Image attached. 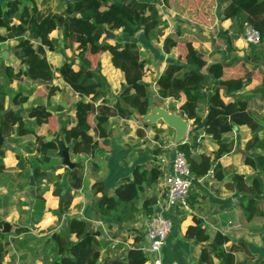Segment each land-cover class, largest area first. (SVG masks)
Wrapping results in <instances>:
<instances>
[{"label":"trees","instance_id":"trees-1","mask_svg":"<svg viewBox=\"0 0 264 264\" xmlns=\"http://www.w3.org/2000/svg\"><path fill=\"white\" fill-rule=\"evenodd\" d=\"M159 3L175 13L188 14L196 24L211 28L208 34H204L199 29L192 31L178 26L163 39V47L176 49L177 55L156 80L154 97L159 101L181 102L183 96L184 101L178 110L184 119L191 121L189 137L198 129L211 136L218 145L212 158L194 155L189 141L177 144L176 149L184 153L194 181L207 174L221 180L218 161L231 151V146L222 142V136L232 132L234 126L248 128L250 139L245 152H253L255 159L245 155L244 163L256 175L251 177L249 184L235 177L236 181L227 187H236L242 194L240 206L244 219L250 221L260 217L264 229V135H261L264 132V96L252 92L224 101L225 90L239 92L263 77L260 66H264V0H159ZM213 7L220 21L230 22L228 30L214 32L215 37L211 35L215 30V18L210 12ZM162 24L156 4L147 0H0V44L15 40L17 44L13 54L25 67L24 71L17 73L8 67L0 70V182L9 192L22 190L29 176L36 186H44L32 201L29 212L31 224L41 219L44 194L49 189L54 197L61 199L62 214L68 213L74 194L82 189L86 178L82 167L57 173L61 166L55 163L56 144L22 126L23 113L27 112V117L33 119L37 126L47 124L49 135H53L57 134L55 118L44 105L24 108L28 97L20 94L11 97V103L18 108L5 109L7 86L23 77L32 85L44 88L50 102L51 96L59 89L52 85L55 72L46 59V51L55 52L59 47L68 50L70 58L56 72L79 100L73 107L74 126L68 129L64 125L60 134L73 155L93 161L109 149L108 132L104 127L109 118L127 120L133 115L149 113L152 101L149 103L148 100L153 94L143 82L146 60L142 58L135 37L141 35L146 45ZM245 25L258 32L262 47L249 45V52L239 58L234 53L233 43L241 38ZM105 30L120 32L125 39L110 42L104 36ZM53 32H57L59 37H51ZM210 41L214 48L222 46L227 49L219 53L220 59L215 63H210L200 50L193 48L195 43ZM104 53H109L111 66L122 73L124 80L113 102L108 99L107 85L100 73L99 58ZM201 104L207 107L204 119L195 112ZM69 123L67 119L65 124ZM16 125L18 137L33 135L35 141L23 146L16 156V165L7 169L3 159L8 147L3 143ZM90 131L94 136L89 135ZM97 134H100L99 138H96ZM82 161L80 158L79 162ZM92 161V168L97 169L96 162ZM160 178L157 167H135L132 178H121L111 194L105 191L102 182H95L93 195L99 193L100 197L94 198L91 215L86 214L91 218L70 217L55 238L45 239L42 242L43 253L50 251L53 256L51 262L45 264H97L102 247L107 254V264H144L146 256L137 247L123 255L124 244L117 243L112 247L109 241L99 240L106 236L102 228L94 224L100 222L109 228L123 222L134 224L141 195L155 186ZM150 205L149 199H143L140 210H146V216L153 213ZM23 206L18 201L19 211ZM28 231L26 227H19L15 233ZM95 233L99 236L95 237ZM5 236L0 231V264H3L10 247L9 242L2 241ZM185 237L207 240L198 220L194 221V226L188 227ZM227 242L226 237L216 233L209 245L201 247L196 264H214V259L220 264H237L236 254L244 247H227ZM18 244L25 250L28 246L31 251L38 245V240L29 235ZM258 264H264V260Z\"/></svg>","mask_w":264,"mask_h":264},{"label":"crops","instance_id":"crops-1","mask_svg":"<svg viewBox=\"0 0 264 264\" xmlns=\"http://www.w3.org/2000/svg\"><path fill=\"white\" fill-rule=\"evenodd\" d=\"M160 5L162 6V9L165 12H168L171 16H177V18L184 19V21L187 22L186 24L183 21V24L185 25L177 24L175 27H171L168 24V21H165L166 16L162 19L159 15L163 22L162 26H166L167 24L170 26L169 30L166 31L165 36L170 32H173L178 26L192 31L197 29H207V27L193 22L191 16L183 17L181 14L166 9L162 4ZM213 10V16L215 18L213 27H215L218 33L228 30L230 22L220 21L216 16L215 7H213ZM210 29L211 28H208L207 30ZM119 33L120 32H114V38L119 35ZM120 35L122 34L120 33ZM56 36L54 35V37ZM163 39L161 41L162 54H159V52L150 48V46H148L149 43L144 45L146 48H150L149 52L151 55L149 59L144 58L146 64L144 67L145 77L143 78V82L148 85L149 91H151L153 95L156 80L161 77L167 65L176 60L177 55L176 49L163 47ZM108 40L110 41L112 39L108 38ZM16 44L17 42L15 40L0 44L1 71L6 67L10 68L13 73L25 70V67L19 63L13 54ZM208 46L211 47V50L207 48ZM193 48L200 50L208 58L210 63L218 62L220 59L219 53L223 50L225 52L227 51V49L222 46L214 48L211 41L207 43H195L193 44ZM203 48L208 49V53L204 51ZM59 49L63 50L61 47H59ZM233 49L236 57L241 58L245 56L247 44L242 38H240L233 43ZM56 51H46V59L55 72V78L52 81V85L59 89L58 92L51 96L49 105L46 97L47 91L44 88H40L41 86L32 85L28 80L22 77L21 80L14 81L7 86L5 109L16 110L18 108V106L11 103V97L16 94L28 97V101L24 108L36 105H44L48 108V111L56 120L55 132L57 134L54 136L55 138L53 135H49V126L47 124L37 126L33 119L27 117V112L23 113L22 126L25 129L33 130L36 136H43L45 138L50 137L51 141L56 140L59 143H62L63 146L68 148L70 161L79 165V168L82 167L84 169L86 182L82 189L75 193V195L78 194V198L80 197L78 204H80L81 207L73 212L74 200H72L68 213L59 214L56 212L59 205V198L55 197L57 198V201H53V205L52 203L49 204L50 200H53L54 198L51 189H49L48 192L44 194L45 204L41 219L37 223L31 224V215L29 212L33 199L29 197L28 191L24 190V187L27 184L22 190L9 192L5 188V184L0 182V221L2 223L6 222L11 226L8 233H3L6 236L2 241L10 243V247L3 258V264H45L51 262L53 256L50 251L43 253L42 242L49 237L55 238V235L66 226L70 217H80L83 219L91 218L86 215L87 210L84 211V200L81 192L85 189L90 191L93 195L92 185L95 182H102L105 191L108 194H111L121 178H132V171L135 167H143L144 169L157 167L161 173V178L155 186L146 189L141 195L137 206L139 212L136 215V222L134 224H128L129 226H125V228L122 227L123 225L118 228L112 226L110 227V230L107 229L108 237L105 235V239L100 237L99 240L101 239V241H104L105 243L106 241H109L111 244H124L125 251L123 255H125L127 250L137 247L138 243L143 238V220L147 217L145 215L146 210H140L143 199H149V201L152 199L155 200L153 204L150 202V207L153 213L157 212L164 204V195L162 192V169H166L167 165H161L160 160L165 159L167 162L173 151L177 150V144L174 142V131L168 128L162 121L159 120L154 122L150 117L154 115L157 109H162L168 113H175L171 103L174 104L176 113L181 115L178 108L184 101V97L181 96V102H175L169 99L159 101L153 96L152 105L147 115H133L127 120L118 117L109 118L108 122L104 125L108 132L110 143L109 149L106 152L99 154L93 161L88 157L73 155L71 153V148L63 142L60 130L64 125L68 129L74 126L73 107L79 98L64 84L59 77V74L56 72L57 68L63 62L68 61L70 58V52L68 50H63L61 57H58L55 55ZM2 52L6 53L5 57L1 56ZM49 55H51V58L48 57ZM103 58H105V65L103 63L100 64V73L107 85L108 99L110 102H113L120 90L115 89L116 87L114 86L113 78L116 79V81L120 80L119 83L123 84V75L111 66L109 53H104ZM103 69H107L108 74L105 75ZM253 82L256 81H252L250 85L246 86L243 93L239 91L240 94H249L252 92L257 93V91H253V87L251 86ZM18 84L24 85V88L17 89ZM62 95L63 100L60 99ZM232 100V94L228 96L224 95V101L228 102ZM61 103H63L64 107H67V109L71 108V111L68 113L65 112L64 114L60 113V110H57L56 108H64L60 106ZM195 112L198 117L204 119L207 115L206 105L201 104ZM68 114L70 117H65V115ZM67 119L70 121L69 124H65ZM188 122L190 124V131L191 121L188 120ZM234 127L232 132L224 134L221 138L224 144L231 146V151L223 155L218 161L221 166L220 172L222 179L216 180L212 174H207L195 180L192 184L191 192L187 200L186 210H168L164 213V215L170 220L172 227L166 243L161 250L159 258L160 264H196L201 247L209 245L216 233H220L228 239L226 244L227 247L229 245H242L244 247L241 252L236 254V258L239 261L237 264H258L260 261L264 260V229L262 226L257 231L252 229L257 217H254L250 221H246L240 206V203L243 200L242 194L236 190V187H233L232 189H228L227 187V185L236 181L235 177H240L249 184L251 177L255 174V171L244 163L245 155L255 159L253 152H245V145L250 139V131L246 127ZM17 131L18 125L13 127V133L3 143L8 147L3 159V163L7 169L13 168L16 165V156L21 153L22 147L28 143H34L35 141L33 135L18 137ZM89 135L94 136V132L90 131ZM99 136L100 134H97L96 138H99ZM188 141L194 149V155H205L212 158L213 153L218 149V145L211 136L204 134L198 129H195L190 137L188 132L183 143ZM194 143L195 146H193ZM80 158H82V162H79ZM91 161L96 162L97 169L92 168ZM55 163L61 166L57 173H62L66 169L61 164V158L58 155L55 158ZM213 165L214 163L212 166ZM209 172H211V170ZM88 173H90V178L87 181ZM35 187L44 188L43 185L36 186V184ZM99 197L100 194L98 193L95 196L93 195L92 199ZM18 201L24 204L21 208L22 212L17 208ZM93 201L94 200H92L91 204H93ZM48 208L51 209V217H47L46 215ZM59 215H61V217H59ZM195 220L201 222L204 235L207 237L206 241H197L195 238L187 239L185 237L186 230L188 227L194 226ZM229 222L230 225H228ZM98 223L100 222H95L94 225L99 226ZM52 225L53 229L51 232L53 233H51L50 236L45 237L47 236V232L42 231L43 226ZM19 227H26L29 231L27 233L17 234L15 233V230ZM120 227L124 228V232ZM110 232H112V235L109 234ZM29 235L38 240V245L31 251L28 250V246L25 250V248L23 249V247L18 244L19 241H22V239ZM98 236L99 234L95 233V237ZM72 239L74 238L72 237ZM136 239L139 240L136 241ZM100 254L101 256L97 264H107V254L103 247L100 249ZM152 261L153 259L147 260L144 264H153ZM213 263L220 264L216 259L213 260Z\"/></svg>","mask_w":264,"mask_h":264},{"label":"built area","instance_id":"built-area-1","mask_svg":"<svg viewBox=\"0 0 264 264\" xmlns=\"http://www.w3.org/2000/svg\"><path fill=\"white\" fill-rule=\"evenodd\" d=\"M241 38L247 45H258L260 42L258 32L249 25H245ZM160 163L167 165L166 169H162L164 204L157 212L145 218L142 230L143 238L137 245L140 252L146 256V261L153 259V264H160L161 250L171 232V222L164 213L168 210H186L187 200L194 182L183 152L174 150L167 162L165 159H161ZM98 224L108 237V230L101 223ZM115 244L112 243L111 246L113 247Z\"/></svg>","mask_w":264,"mask_h":264},{"label":"rangeland","instance_id":"rangeland-1","mask_svg":"<svg viewBox=\"0 0 264 264\" xmlns=\"http://www.w3.org/2000/svg\"><path fill=\"white\" fill-rule=\"evenodd\" d=\"M3 1V0H2ZM147 1H149V2H152V3H155L156 4V10H157V13H158V15H160L161 16V18L163 19L164 18V16H166V18H165V21H168V24L171 26V27H175L177 24H183V21H184V19H180V18H177V16H171L170 14H168V12H165L163 9H162V6L160 5V3H159V0H147ZM210 12H214V10H213V8H210ZM191 15V14H190ZM184 16H189L188 14L186 15H183V17ZM184 23H186L187 24V22L186 21H184ZM164 25V26H160L159 28H158V30H156V32H155V35H153V38H151L150 39V41H149V45L148 46H150V48H153L155 51H157V52H159V54H162L163 52H162V46H161V41H162V39H163V37L165 36V33H166V31H168L169 30V25ZM183 25H185V24H183ZM108 32V30H105V32ZM201 31L203 32V33H209L210 32V30H207V29H205V30H203V29H201ZM208 31V32H207ZM105 32H104V36L106 37V34H105ZM110 32V31H109ZM214 32H217V30L215 29V30H213L211 33V35H212V37H215V35H214ZM111 33H114V32H111ZM54 35L56 36V37H59L58 36V34L56 33V32H53L52 34H51V37H54ZM107 38V37H106ZM136 38V40H137V44H138V47H139V50L141 51V53H142V58H146V59H149V57H150V55H151V53L149 52V50H150V48H146L145 46H144V41H142V38H141V35H138L137 37H135ZM125 39V37L124 36H122V35H120V33H119V35H117L115 38H113L112 40H110V42H119V41H122V40H124ZM258 46H260V47H262V44H258ZM208 49H210L211 50V47L210 46H208L207 47ZM3 49H4V47H3ZM208 49H206V48H203V50L204 51H206L207 53H208ZM62 52H63V50H58V51H56V53H55V55L56 56H58V57H61V54H62ZM249 52V45H247V49H246V52H245V55L247 54ZM240 55V54H239ZM237 56H238V54H237ZM49 58H51V55H49L48 56ZM100 61H99V63L101 64V63H103L104 65H105V61H104V59L105 58H103V54L100 56ZM105 68V67H104ZM260 69H261V71H262V74H263V77H262V79L260 80V81H256V82H253L252 83V87H253V91H257V93L260 95V96H262V95H264V66L262 65V66H260ZM100 71H101V67H100ZM103 73L106 75V74H108V72H107V69H103ZM145 77V76H144ZM113 82H114V86L116 87L115 89H117V90H119L120 89V86H122V84H120L119 82H120V80H118V81H116V79H114L113 78ZM20 88H24V85H22V84H18V87H17V89H20ZM240 92H244V88L243 89H241L240 90ZM240 92L239 93H237V92H232L230 89H228V90H225L224 91V95L225 96H228V95H231L232 94V98H234L235 96H237L238 94H240ZM118 94V93H117ZM154 95H152V97H153ZM8 98H9V96H8ZM116 98V97H115ZM154 98H156V96L154 97ZM61 100H63V95L61 96V98H60ZM157 99V98H156ZM115 100V99H114ZM113 100V101H114ZM48 103V105H49V103L50 102H47ZM171 105H173L172 107H173V110H174V112L175 113H169V114H174V115H177V116H181V115H178V113H176V109L174 108V104H172L171 103ZM169 107H170V105H169ZM57 110H60V113H65V112H69V111H71V108L70 109H67V107H64V108H60V107H57L56 108ZM65 117H67V118H69L70 117V115L68 114V115H65ZM56 133V132H55ZM56 134H53V137L55 136ZM261 135H264V132L261 134ZM55 138V137H54ZM89 165H90V162H89ZM89 175H90V173H88L87 174V181L89 180ZM256 175V174H255ZM81 194H82V198H83V200H84V211L85 210H87L86 211V214H90V208H91V202H92V200H94V199H92L93 198V195L91 194V192L90 191H87V190H83V192H81ZM76 196V197H75ZM74 198H76V199H73L74 201H73V212H75V211H77L81 206H80V204H78L79 202V198H78V194L77 195H75L74 194ZM78 198V199H77ZM55 201H57V198H53V200H50V202H49V204L50 203H52V205L54 204V202ZM84 213V212H83ZM46 215H47V217H51V215H52V213H51V209H49L48 208V211H46ZM78 216V215H77ZM144 221V220H143ZM122 227H124L125 228V226H129L127 223H125V222H123V223H121L120 224ZM119 224H113L112 226H114V227H119L120 226ZM103 226H104V228L107 230H110V228H107L106 226V224H103ZM262 226V220H261V218L260 217H257V220H256V222L254 223V225L252 226V229L253 230H255V231H257L260 227ZM122 227H120V229H123L122 231L124 232V228H122ZM32 228V227H31ZM52 229H53V225L52 226H43V228H42V231H45V232H47L46 233V235L47 236H45V237H48V236H50V234L51 233H53V232H51L52 231ZM38 230V229H37ZM34 231V230H33ZM115 232V231H114ZM117 232V231H116ZM251 232H253V231H251ZM109 234H111L112 235V232H110Z\"/></svg>","mask_w":264,"mask_h":264},{"label":"water","instance_id":"water-1","mask_svg":"<svg viewBox=\"0 0 264 264\" xmlns=\"http://www.w3.org/2000/svg\"><path fill=\"white\" fill-rule=\"evenodd\" d=\"M106 37L109 39H113L114 35L111 32H105ZM1 56L5 57L6 53L2 52ZM77 63V62H76ZM152 99L150 98L148 100L149 103H151ZM26 104L23 105V107H25ZM61 107H64V104L61 103L60 104ZM151 120L156 122V121H162L168 128L172 129L174 131V142L176 144L178 143H182L183 140L185 139L186 135L189 132V122L188 120L184 119L182 116H177L174 114H169L168 112L162 110V109H157L154 113V115H152ZM202 126V125H201ZM235 128V127H234ZM46 141H51L50 137L46 138ZM53 142L56 144V148H57V155L61 158V164L68 170H72L75 167H79V165L73 163L70 161L69 158V153H68V148H66L65 146H63L62 143H59L56 140H53ZM2 145V139L0 138V147ZM193 146H195V143L193 144ZM40 189H43V187H35L34 181L32 176H29L28 179V183L27 185L24 187V190L28 191L29 197L31 199H34L35 194L38 193V191ZM64 191L61 192V195H63ZM152 204L155 202L154 199H152L150 201ZM59 214H62V201L59 198V205H58V209L57 211ZM11 226L8 223H2L0 224V231L2 233H8L10 231Z\"/></svg>","mask_w":264,"mask_h":264}]
</instances>
